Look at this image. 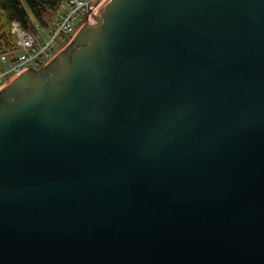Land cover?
Instances as JSON below:
<instances>
[{"label": "water", "instance_id": "95a60500", "mask_svg": "<svg viewBox=\"0 0 264 264\" xmlns=\"http://www.w3.org/2000/svg\"><path fill=\"white\" fill-rule=\"evenodd\" d=\"M0 264H264V0H104L1 84Z\"/></svg>", "mask_w": 264, "mask_h": 264}, {"label": "built area", "instance_id": "2783aa9c", "mask_svg": "<svg viewBox=\"0 0 264 264\" xmlns=\"http://www.w3.org/2000/svg\"><path fill=\"white\" fill-rule=\"evenodd\" d=\"M58 8L45 24L33 22L35 34L11 22L9 30L13 46L0 50V85L24 67L37 69L45 65L73 37L78 28L88 21L93 11L104 0H58Z\"/></svg>", "mask_w": 264, "mask_h": 264}, {"label": "trees", "instance_id": "16d2710c", "mask_svg": "<svg viewBox=\"0 0 264 264\" xmlns=\"http://www.w3.org/2000/svg\"><path fill=\"white\" fill-rule=\"evenodd\" d=\"M58 0H0V50L13 46L9 27L17 22L27 29L33 22L45 24L58 8Z\"/></svg>", "mask_w": 264, "mask_h": 264}, {"label": "rangeland", "instance_id": "374dc122", "mask_svg": "<svg viewBox=\"0 0 264 264\" xmlns=\"http://www.w3.org/2000/svg\"><path fill=\"white\" fill-rule=\"evenodd\" d=\"M32 27L33 28H31V27H29V28H27L28 29V31L30 32V33H32V34H35V28H34V26L32 25Z\"/></svg>", "mask_w": 264, "mask_h": 264}]
</instances>
